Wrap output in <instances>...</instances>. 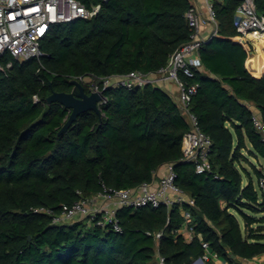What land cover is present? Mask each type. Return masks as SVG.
<instances>
[{"label": "trees", "instance_id": "16d2710c", "mask_svg": "<svg viewBox=\"0 0 264 264\" xmlns=\"http://www.w3.org/2000/svg\"><path fill=\"white\" fill-rule=\"evenodd\" d=\"M77 1L102 7L91 20L53 26L41 59L13 61L0 72V264H156L157 252L167 264H191L204 254L198 235L230 262L264 254V166L255 169V181L242 165L249 162L244 152L264 161V136L250 109L253 104L264 122V76L249 72L253 47L234 27L240 0H213L217 34L199 49L193 76L180 73L197 86L190 112L213 144L205 174L182 160L190 125L175 99L153 85L106 89L102 117L84 113L58 136L71 112L49 105L52 93H70L71 81L87 76L99 82L157 73L192 34L190 0ZM255 4L264 16V0ZM167 164L174 165L176 186L196 202L183 205L197 234L190 243L178 234L179 205L121 208V232L86 221L53 224L51 216L34 212L60 214L63 205L104 188L152 183Z\"/></svg>", "mask_w": 264, "mask_h": 264}, {"label": "built area", "instance_id": "2783aa9c", "mask_svg": "<svg viewBox=\"0 0 264 264\" xmlns=\"http://www.w3.org/2000/svg\"><path fill=\"white\" fill-rule=\"evenodd\" d=\"M107 2L109 0H102ZM98 4L91 8L85 7L77 0H0V72H6L13 67V61H28L41 59L44 53L41 44L53 26L70 24L78 20H91L101 10ZM209 21L215 27L213 35L208 39L200 37L201 17L195 7L187 12L186 18L191 28L190 40L177 49L169 58L167 65L157 73L144 74L132 72L126 76L104 77L97 82L92 76L80 78L85 89L91 93H100L108 88L125 87L129 89L144 88L157 81L171 80L178 89V106L186 117L190 130L184 135L182 142V160L194 164L198 174L211 171L210 154L212 140L198 125L197 118L190 112L192 95L197 92L196 85H187L180 79V73L192 77V68L200 67L198 51L204 43L209 42L217 34L218 22L211 0H206ZM234 27L243 36L246 44L264 43V16L257 12L255 0H240L234 18ZM10 58L8 61L6 58ZM34 102H39L37 96ZM107 102L104 96L101 106ZM253 112V111H252ZM254 127L264 136V122L260 114L253 112ZM166 173L157 182L144 183L135 189L103 191L90 197H81L72 205H63L60 214L50 209H35V213H44L53 218V224H67L86 221L89 225L101 228L111 227L121 232L117 211L124 207L142 208L166 207L172 209L175 205L182 206L183 223L178 230L186 242H192L197 236L190 210L183 209V205L196 207L193 198L176 186L177 173L173 164H167ZM156 176V175H155ZM259 187L264 192V176L259 180ZM78 194L81 195L80 192ZM162 233L156 234L157 241ZM201 239L204 254L193 260L191 264H216L214 259L219 256L214 253L209 244ZM156 264H167L166 258L157 252Z\"/></svg>", "mask_w": 264, "mask_h": 264}, {"label": "crops", "instance_id": "0c3cea01", "mask_svg": "<svg viewBox=\"0 0 264 264\" xmlns=\"http://www.w3.org/2000/svg\"><path fill=\"white\" fill-rule=\"evenodd\" d=\"M190 1L192 3V6L196 8V10L198 11L201 17L200 37L202 39L210 38L215 31V27L209 21V15L206 7V0H190ZM211 1L213 2V0ZM252 47H253V51L251 52L249 58L250 60L249 72L255 77L256 76L263 77L264 76V43L256 42ZM154 86L169 93L177 102L178 89L174 81L171 80L157 81L154 84ZM250 109L251 111L260 114L259 110L253 104L250 105ZM165 173H166V167L163 166L156 172L155 181L157 182L162 176H164ZM231 259L232 262H230L228 259L218 257L217 259H214V262L216 264H264V254L254 257L252 259H241V258H236L234 256L231 257Z\"/></svg>", "mask_w": 264, "mask_h": 264}, {"label": "water", "instance_id": "95a60500", "mask_svg": "<svg viewBox=\"0 0 264 264\" xmlns=\"http://www.w3.org/2000/svg\"><path fill=\"white\" fill-rule=\"evenodd\" d=\"M71 85L73 88L70 93L54 92L47 98L49 105L59 103L71 112L68 121L59 131L58 136L66 134L71 125L84 113L94 112L99 117L103 116L99 106L104 98L102 94L97 92L88 94L84 85L78 80H72Z\"/></svg>", "mask_w": 264, "mask_h": 264}, {"label": "rangeland", "instance_id": "374dc122", "mask_svg": "<svg viewBox=\"0 0 264 264\" xmlns=\"http://www.w3.org/2000/svg\"><path fill=\"white\" fill-rule=\"evenodd\" d=\"M244 155L248 157L249 162L244 161L242 165L250 172L254 180L257 181L255 177V169L259 171L263 170L262 166H264V161L261 158L256 159L254 157H250L247 152H244Z\"/></svg>", "mask_w": 264, "mask_h": 264}]
</instances>
